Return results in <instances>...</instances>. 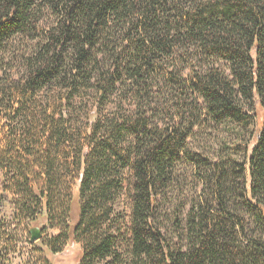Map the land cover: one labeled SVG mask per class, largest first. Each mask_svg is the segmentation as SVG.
<instances>
[{"label":"trees","instance_id":"16d2710c","mask_svg":"<svg viewBox=\"0 0 264 264\" xmlns=\"http://www.w3.org/2000/svg\"><path fill=\"white\" fill-rule=\"evenodd\" d=\"M17 40L30 54L26 75L0 97V243L19 213L37 219L27 204L48 215L59 166L50 148L55 123L85 90L107 113L94 110L77 162L78 220L65 225V239L82 244L77 264H264V0H0V63ZM169 83L216 124L254 121L239 191L227 187L226 165L185 148L193 123L179 129L180 120L160 118L155 95ZM6 109L17 123L6 124ZM183 156L219 173L207 178L218 208L191 206L176 224L183 247H173L154 223ZM122 191L129 222L114 228L107 205Z\"/></svg>","mask_w":264,"mask_h":264},{"label":"rangeland","instance_id":"374dc122","mask_svg":"<svg viewBox=\"0 0 264 264\" xmlns=\"http://www.w3.org/2000/svg\"><path fill=\"white\" fill-rule=\"evenodd\" d=\"M21 42V40H17L12 44L0 63V97L4 95L6 86L21 81L26 75L23 60L30 54V49L21 45ZM155 98L156 110L163 122L170 124L180 120L179 129L188 127V123L194 124L186 138L185 148L208 158L212 163L218 162L222 167L226 165L227 187H231L236 192L239 191L243 182V171L240 170V166L244 162L247 146L251 142L254 121H247L246 124L239 126L234 121L216 124L203 109V106L196 107L194 105L189 91L181 90L173 83H169L166 88L159 89ZM36 99H42V95H38ZM76 99L77 102L70 105L68 111L63 114V121L55 123L56 136L50 143L52 154L59 164L55 168L54 192L56 199L48 209V215L45 213L35 214L38 209L27 204L29 210L26 214L30 215L29 219L32 217L37 219L28 221L24 218V213H19L16 219L11 222L7 228L8 242L0 243V264H38L37 259L41 257V254L51 264H77L79 261L82 244L75 237L65 239V225L68 222L74 224L78 220V210L71 198L76 193L81 177L77 162L80 156L86 152L87 136L90 135V126L94 119L93 112L94 110H103L107 113V109H104L103 100L98 99L94 93L85 90H81ZM8 106L11 104L5 101L4 107ZM42 106L41 102V108ZM8 111L10 110L6 109L2 112V116L8 120L6 124H11L15 120L17 123L18 119L15 118V114H9ZM103 130V126L98 129L97 136ZM231 160L235 163H231ZM174 170L172 182L164 188L159 197L154 224L171 246L183 247V237L176 227L178 218L181 219V216L191 206L207 205L214 208L212 213L216 211L215 208H218V205L214 198V186L207 182V178L211 176L214 180L219 173L214 175L212 171L193 168L186 156L174 164ZM123 174L127 179L128 171L125 170ZM75 176L78 177L75 178ZM20 189L24 191L25 188ZM118 193L114 195V199L108 202L107 206L111 208L109 220L114 228H125L123 226H127L129 222V195L127 191ZM238 203H240L239 200L235 202L236 211L238 215H243L246 208ZM36 215L37 217H35ZM248 221L252 230L254 225L251 224L252 218L248 217ZM35 227L40 228L42 234L38 240L30 243L29 229ZM50 246L56 249L55 253L50 252L48 249ZM122 248L126 249L124 246ZM121 249H119L121 254L126 257V252ZM36 250L41 251L36 252ZM107 260L110 261L111 258L108 257Z\"/></svg>","mask_w":264,"mask_h":264},{"label":"water","instance_id":"95a60500","mask_svg":"<svg viewBox=\"0 0 264 264\" xmlns=\"http://www.w3.org/2000/svg\"><path fill=\"white\" fill-rule=\"evenodd\" d=\"M29 234H30L29 241L30 243H33L41 237V230L38 227L31 228L29 230Z\"/></svg>","mask_w":264,"mask_h":264}]
</instances>
